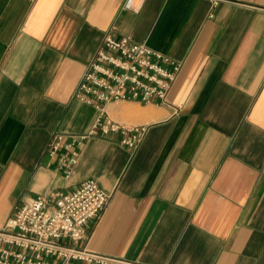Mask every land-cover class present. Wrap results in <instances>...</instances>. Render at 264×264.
<instances>
[{
  "label": "crops",
  "instance_id": "1",
  "mask_svg": "<svg viewBox=\"0 0 264 264\" xmlns=\"http://www.w3.org/2000/svg\"><path fill=\"white\" fill-rule=\"evenodd\" d=\"M0 0V228L14 208L94 180L109 204L77 246L142 264H264V0ZM182 68L168 105L110 103L147 126L97 135L68 171L47 147L97 111L75 99L105 32Z\"/></svg>",
  "mask_w": 264,
  "mask_h": 264
},
{
  "label": "built area",
  "instance_id": "2",
  "mask_svg": "<svg viewBox=\"0 0 264 264\" xmlns=\"http://www.w3.org/2000/svg\"><path fill=\"white\" fill-rule=\"evenodd\" d=\"M34 3L36 0H29ZM145 0H123L120 11L137 13ZM220 0H211L216 6ZM111 26L94 59L87 65L74 93L75 99L92 106L97 118L80 134L57 133L47 147L67 171L77 163L79 150L91 137L121 135V144L135 150L147 126L130 128L111 121L110 103L168 105V95L182 63L128 37H117ZM109 204L108 195L91 179L53 201L38 196L14 208L0 228V264H142L79 248L85 226L97 220Z\"/></svg>",
  "mask_w": 264,
  "mask_h": 264
}]
</instances>
